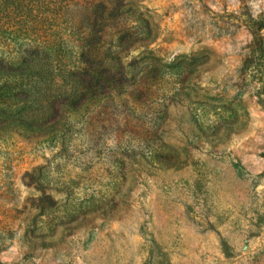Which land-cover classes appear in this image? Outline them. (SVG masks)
I'll list each match as a JSON object with an SVG mask.
<instances>
[{"label": "rangeland", "instance_id": "374dc122", "mask_svg": "<svg viewBox=\"0 0 264 264\" xmlns=\"http://www.w3.org/2000/svg\"><path fill=\"white\" fill-rule=\"evenodd\" d=\"M87 4L0 75V264H264V0H119L85 62Z\"/></svg>", "mask_w": 264, "mask_h": 264}, {"label": "trees", "instance_id": "16d2710c", "mask_svg": "<svg viewBox=\"0 0 264 264\" xmlns=\"http://www.w3.org/2000/svg\"><path fill=\"white\" fill-rule=\"evenodd\" d=\"M74 0H0V75L17 74L29 69L33 59L39 58L43 53L49 54L44 43L37 41V33L42 29L43 21L57 13L59 7H68ZM88 14L86 15L89 31L84 35L87 40L86 48L81 49L83 61L89 62L95 33L99 30L98 22L103 20V11L112 18L116 12V3L119 0H86ZM106 16V15H105ZM102 17L101 19H99ZM133 26L119 29V41L135 38ZM261 27L256 24L254 30ZM108 30V29H107ZM45 50L47 52H45ZM108 69V68H107ZM108 78L114 73L107 72ZM106 74V73H105ZM114 78V77H113ZM111 79V78H110ZM25 90L14 85L0 95V106L10 97L23 98ZM68 97V95H65ZM5 110L0 108V126L7 118Z\"/></svg>", "mask_w": 264, "mask_h": 264}, {"label": "crops", "instance_id": "0c3cea01", "mask_svg": "<svg viewBox=\"0 0 264 264\" xmlns=\"http://www.w3.org/2000/svg\"><path fill=\"white\" fill-rule=\"evenodd\" d=\"M197 234L193 241L187 242L189 248L206 249L210 247L211 249H215L218 247V238L215 231L203 232L201 234L197 232Z\"/></svg>", "mask_w": 264, "mask_h": 264}]
</instances>
